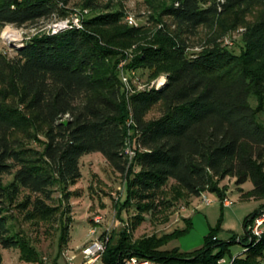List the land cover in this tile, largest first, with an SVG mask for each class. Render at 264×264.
<instances>
[{"label": "trees", "instance_id": "trees-1", "mask_svg": "<svg viewBox=\"0 0 264 264\" xmlns=\"http://www.w3.org/2000/svg\"><path fill=\"white\" fill-rule=\"evenodd\" d=\"M176 3L166 13L190 34L244 6L264 8V0H214L207 7L202 0ZM57 10L54 0H0V28L35 23ZM122 17V12L101 14L85 21V30L71 27L34 36L15 49L13 58L0 53V264L2 250L13 248L20 249L23 260L43 264L37 248L14 228L12 208L30 220L51 217L55 209L47 202L55 191L66 200L78 196L69 189L82 178L81 160L91 153L102 154L125 177V200L117 208L119 218L127 209H136L137 214L124 221L132 229L146 215L189 206L203 193L216 195L223 210L228 188L222 182L229 177L235 179L242 199L264 201V10L243 34L245 56L255 69L246 61L247 66L233 72L242 61L218 45L188 56L183 39L162 31L159 47L147 49L141 66L162 64L169 74L167 82L130 96L122 85L115 90L106 76L111 52L92 30ZM157 105L161 116L147 120ZM130 132L136 144L131 163L125 153ZM14 133L30 141L42 133L44 149L22 144ZM5 176H12V181L4 183ZM249 181L253 188L245 191L242 186ZM24 191L30 195L18 202ZM263 212L264 204L245 218L244 236L230 240L219 237L222 213L203 246L189 252L165 248L189 233V218L182 219L183 228L136 241L124 231L112 243L111 234L103 261L125 264L136 256L165 264H219L238 242L247 250L227 264H264V234L256 238L249 230ZM70 228L67 223L61 228L60 253Z\"/></svg>", "mask_w": 264, "mask_h": 264}, {"label": "rangeland", "instance_id": "rangeland-1", "mask_svg": "<svg viewBox=\"0 0 264 264\" xmlns=\"http://www.w3.org/2000/svg\"><path fill=\"white\" fill-rule=\"evenodd\" d=\"M213 1L202 0V6L207 7ZM216 1L222 2L223 0ZM54 2L58 10L51 17L24 26L8 24L1 27L0 53L8 58H13L15 49L23 46L24 42L36 35L57 30V26L61 22L72 21L76 15L81 18L82 22L79 29L85 30V21L89 19L105 13L122 12L123 17L117 23L105 27H96V30L92 28V30L99 33L104 43H108L107 48L111 52L105 62V73L108 74L106 76L109 77L112 84L115 83V90L122 85L127 96L140 91L161 88L166 84L169 74L164 66H161L162 64L156 63L152 67L141 66L143 60L148 58L147 49L159 47L157 37L162 31L169 38L183 39L188 46L186 50L188 56H195L206 48L218 45L228 49L242 61L239 66L232 69L233 72H236L242 65L247 66L246 61L249 65L250 62L245 56L246 48L243 34L246 27L253 24L264 10L261 4L244 6L239 11H234L228 15H219L212 26H201L195 34H190L183 32L184 30H181L175 20L166 13V10L174 5L177 0H54ZM127 28H133L134 33L126 32ZM136 59L140 64L135 62ZM250 65L255 69L254 64ZM247 69L251 68L247 67ZM251 73L255 74L256 72ZM110 88L113 89L112 86ZM252 103L254 106L257 104L255 100ZM160 116V106L157 105L147 114V120H154ZM68 118L69 116H66L64 120L67 121ZM262 118L264 122V114H262ZM129 135L131 140L128 141V145L133 147L135 146L132 137L133 132H130ZM12 137L20 140L24 145L40 151L44 149L43 142L40 141V139H45L42 133H39L38 140L32 141L26 140L21 133H14ZM81 168L82 178L78 184L69 189L71 194L78 191V196L71 195L66 200L61 198L60 192L55 191L53 200L47 202L55 209L51 217L30 220L25 218V212L12 208L14 228L37 248L41 253L43 264H67L62 253L67 250H76L82 246L88 239L89 230L94 227L98 228L100 234L111 226L112 243H115L124 231L136 241L152 235L160 236L170 233L178 228L181 215H187L182 212L183 204L173 209L163 208L157 214L146 215L145 221L132 229L126 222L128 218L130 220L137 214L136 209L134 207L127 209L119 218L120 211L117 208L118 202L125 200V177L116 172L100 153L83 156ZM135 170L138 171L139 168ZM12 179V176H5L4 183H9ZM222 185L228 188L227 198L232 202L233 207H237L241 196L239 197V189L235 186V179L229 177L222 182ZM242 187L248 191L253 188V185L249 181ZM27 195L30 193L24 191L17 201H23ZM32 196L34 197V195ZM208 197L214 203L208 209V218L205 215L200 216L202 221L205 220L207 226L209 224L212 225L211 227L216 226L223 213L222 230L219 237L223 240H230L234 235L243 237L245 234L244 222L242 221L240 226H236L234 231H230L228 229L229 217L225 220V209L222 210L219 199L211 193L208 194ZM243 200H248L244 202L246 204L244 212H248L247 214L253 213L260 205L264 204V201ZM259 202L260 205H258ZM97 220L100 222L97 223ZM64 223L69 224L71 228L67 245L62 248L60 253V232ZM254 224L253 222L250 225L249 230L256 238H260L264 234V226L262 233L255 235L251 230ZM201 225L202 222L197 223L190 234L170 242L165 248L178 247L182 251L189 252L202 247L205 235H201L202 230H204ZM246 250V247L236 242L231 245L230 253L226 254L225 260L228 262L231 257L242 256ZM2 257V264H35L23 260L20 249H3Z\"/></svg>", "mask_w": 264, "mask_h": 264}, {"label": "built area", "instance_id": "built-area-1", "mask_svg": "<svg viewBox=\"0 0 264 264\" xmlns=\"http://www.w3.org/2000/svg\"><path fill=\"white\" fill-rule=\"evenodd\" d=\"M81 18L76 15L72 21H64L61 22L57 26V30L53 31L52 33H57L61 30L71 28V27H77L79 28L81 26ZM160 87H157L159 89ZM135 146H129L128 142L126 144L125 153L129 158V162L131 163L133 158L136 155V144ZM202 202L205 204L212 203V200L208 197L207 193H203L201 195ZM225 206H231L232 202L225 198L224 200ZM100 222V220H97V223ZM254 226L251 228L253 234L260 235L262 233V227L264 226V212L255 219ZM110 227H108L103 233L99 234L98 228L94 227L89 230L88 232V239L87 241L80 247H78L76 250H67L63 252V257H65L67 264H105L104 263V255L107 250L108 243L110 241L111 237V231ZM125 264H165L162 262L154 261L147 258H139L136 256L130 257L126 260ZM219 264H227V261L225 259H221L219 261Z\"/></svg>", "mask_w": 264, "mask_h": 264}, {"label": "crops", "instance_id": "crops-1", "mask_svg": "<svg viewBox=\"0 0 264 264\" xmlns=\"http://www.w3.org/2000/svg\"><path fill=\"white\" fill-rule=\"evenodd\" d=\"M240 196H241V194H239V197ZM252 200H254V199H252ZM247 201L248 200H243V199L239 198V203L236 205L237 207H233V205H231V206H225L224 205L223 206V210L225 209V214H224L225 220L228 219V217H229L230 222L228 223V225H229L228 229L230 231H234L235 227L240 226V224L244 222L245 218L251 214V212L249 214H247L248 212H244V207L246 206V204H244V202H247ZM255 201L257 202V200H255ZM213 203H214V201L212 200V203L205 204L202 202L201 197L191 199L190 205L184 206V209L182 212H183V214H187V215L186 216L181 215L182 218H181L180 223L178 224V228L184 227V222L182 221L183 218H189V219H191V222H192V229L187 234H190L195 229L196 224L202 222L201 227L204 230H202L203 234L201 232V235H205L203 238V243H204V239L207 236V234L209 233L210 227L212 225L209 224L207 226V223L205 222V220L202 221V217L200 218V216L205 215V217L208 218V216H207L209 214L208 209L210 208V206L213 205ZM260 204L261 203L259 202L258 205H260ZM202 211L205 214H202L203 213ZM244 230H245V228H244Z\"/></svg>", "mask_w": 264, "mask_h": 264}, {"label": "water", "instance_id": "water-1", "mask_svg": "<svg viewBox=\"0 0 264 264\" xmlns=\"http://www.w3.org/2000/svg\"><path fill=\"white\" fill-rule=\"evenodd\" d=\"M63 123H64V124H67V121H64Z\"/></svg>", "mask_w": 264, "mask_h": 264}]
</instances>
